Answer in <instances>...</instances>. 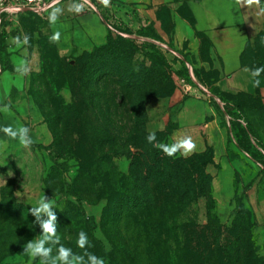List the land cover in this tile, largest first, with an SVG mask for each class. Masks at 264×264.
Masks as SVG:
<instances>
[{
    "label": "rangeland",
    "instance_id": "374dc122",
    "mask_svg": "<svg viewBox=\"0 0 264 264\" xmlns=\"http://www.w3.org/2000/svg\"><path fill=\"white\" fill-rule=\"evenodd\" d=\"M72 5L65 0L44 13L0 14V48H11L20 63L25 58L30 95L45 123L40 155H28L21 168L16 163L0 167V264H29L24 244L42 234L29 210L43 196L55 203L61 244L78 255L102 257L105 264H132L137 258L140 264H186L185 242L199 240L202 264H218L210 247L228 242L242 263L248 240L264 258V76L258 86L262 96H237L217 86L205 88L209 93L200 87L197 96H176L173 55L137 40L118 15L103 13L102 19L85 7L75 13ZM57 8L61 12L51 24L49 16ZM56 31L61 37L53 43L49 37ZM129 58L141 68L138 76L145 85L126 89L121 71H109L111 63L122 68ZM211 77L218 74L208 75L210 86ZM235 103L250 109L243 113ZM152 131L163 143L190 135L196 150L174 158L200 155L205 164L211 200L200 198L169 219L196 224V237L179 230L159 239L149 228L150 218L137 208L127 210L120 195L133 187L139 193L151 190L155 224L164 207L166 214L180 211L168 204L163 187L154 190L143 167L138 180L130 176V154L149 152L146 137ZM248 225L249 233L244 231ZM236 228L239 234L232 235ZM80 231L89 238L85 249L77 247ZM31 264H40L39 258Z\"/></svg>",
    "mask_w": 264,
    "mask_h": 264
},
{
    "label": "crops",
    "instance_id": "0c3cea01",
    "mask_svg": "<svg viewBox=\"0 0 264 264\" xmlns=\"http://www.w3.org/2000/svg\"><path fill=\"white\" fill-rule=\"evenodd\" d=\"M48 1L53 2L52 10L65 0ZM68 2L80 4L78 0ZM90 3L93 8L89 9L102 19L103 13L118 15L135 37L174 50L184 60L189 76L196 82L189 85L188 95L197 96L200 86L209 90L217 86L237 96H262L260 89L253 86L252 69L245 59L247 50L256 47L259 38L264 37V14L259 13L258 7H241L235 0H110L107 7L101 0H90ZM261 6H264V0H261ZM141 30L148 32L149 36H140ZM10 49H7L9 57L3 65L0 60V108L8 105L10 109L8 113L0 111V128L26 126L30 129L33 143L24 148L18 140H11L0 131V141L4 142L0 146V167L2 164L11 167L16 163L21 168L28 155L42 153L45 123L42 112L30 95L25 58L20 63ZM174 67H179V64ZM212 73L218 77H211L210 86L208 75ZM200 79H204L206 85H198ZM178 94L182 92L176 90L175 95ZM190 101H186V108ZM188 112L198 113L192 109Z\"/></svg>",
    "mask_w": 264,
    "mask_h": 264
},
{
    "label": "trees",
    "instance_id": "16d2710c",
    "mask_svg": "<svg viewBox=\"0 0 264 264\" xmlns=\"http://www.w3.org/2000/svg\"><path fill=\"white\" fill-rule=\"evenodd\" d=\"M140 36L147 37L149 33L141 30L139 32ZM146 45V43H143ZM141 45V46H143ZM134 46L130 45V49H133ZM115 55L118 58V51H115ZM113 56V55H112ZM8 52L4 47L0 48V60L3 65V61L7 60ZM264 37H260L258 42H256V47H251L247 50L245 59L247 60V65L253 70L257 67H264ZM93 59V57H92ZM119 59V58H118ZM174 64H179V67L173 69L172 72L175 71L180 77L184 78L189 85L194 84L193 80L189 76V69L186 66L184 60H181L177 57L173 59ZM246 62V61H245ZM114 66L113 70L109 71H121L119 72L120 80L126 84V89H132L137 85H145V80H141V76H138L139 69L135 67L132 63V58H129L128 64L124 65L120 68L119 64L116 62L111 63ZM137 66V65H136ZM99 67H101L99 65ZM102 68H100L101 70ZM126 73V76L124 77ZM264 76L263 73L260 75ZM263 78V77H262ZM201 84L206 85L204 79L199 80ZM171 84L173 85L172 81ZM174 90H177L176 83L174 81ZM244 96V95H240ZM247 97V96H246ZM251 103V102H250ZM241 104L235 103L234 108L236 110H241V112H246V110L250 108H237ZM246 105H243V107ZM261 113V111H260ZM157 142H160L157 140ZM163 143V142H162ZM131 168H130V176L135 180H138L142 175L140 173V168H144L147 170L149 178L154 183V190H159L163 187V192L168 198V204L172 207L178 208L176 210H180L179 212L175 211L172 213V210L169 209L168 214H166V208L164 207L162 212L158 215L159 222L157 224L154 223L155 218L152 217L154 214L153 210V200L150 198L151 190L144 191L134 190L133 191L125 189L123 194H120L121 197L124 198L126 202V206H129L127 210L132 211L133 209L141 210L142 214L146 217L150 218L149 228L151 232L156 234L159 239H163V235L165 238H171L173 233H178L180 230L183 234L193 233L195 234L193 237H196L198 233V228L196 224L184 222L183 225H176V222H171L170 217H174V215L180 213L185 210V208L192 203L196 202L200 198H208L210 199V178L205 174L204 167L205 164L201 163L200 155L193 156L190 159L182 160L175 159L174 157H168L161 153V151L155 148L152 144H149V152L145 155L144 153L135 152L130 154ZM145 162V163H144ZM137 186L139 184L138 181L134 182ZM120 198L119 196L117 197ZM127 198V200H126ZM168 206V205H167ZM246 214V213H245ZM168 215V216H167ZM239 216H243V211L239 212ZM248 233L251 232L249 230V225L244 228V231ZM231 234H239L238 228L236 230L231 231ZM92 238V236H91ZM251 238V237H250ZM236 242V245H238ZM211 250L214 252L217 261L220 264H264V258H259L256 255L255 249H253V243L251 240H248V244L245 248V257L243 258V262L241 263V257L235 256L232 252V248L228 243L222 245L217 244L216 246H211ZM186 256L188 264H202L203 262V251L201 242L194 244V242H185ZM238 253V252H237ZM136 262L132 264H140L139 258L134 259ZM218 263V264H219Z\"/></svg>",
    "mask_w": 264,
    "mask_h": 264
},
{
    "label": "clouds",
    "instance_id": "9594fccd",
    "mask_svg": "<svg viewBox=\"0 0 264 264\" xmlns=\"http://www.w3.org/2000/svg\"><path fill=\"white\" fill-rule=\"evenodd\" d=\"M102 4L107 7L110 4V0H101ZM235 3L241 7L252 8L258 7L259 13L264 14V6H261V0H235ZM71 11L80 13L82 6L80 4H73L70 7ZM61 9H55L49 16V22L55 24L58 20V16ZM61 33L56 31L49 37L50 41L55 43L60 40ZM16 43H20V38H15ZM29 37L27 35L23 38V43L27 44ZM27 71V69H25ZM248 71V69H245ZM264 73V67H257L251 70L252 83L254 87L260 85L258 77ZM0 111L8 113L10 111L8 105H4L0 108ZM5 136L11 140H18L19 144L28 148L33 143L31 136L29 135L30 129L26 126H19L14 128L11 125L0 128ZM147 142L152 144L155 148L162 151L168 157H174L177 153L181 156H188L196 150V143L190 135H183L176 139L172 143L157 142L156 132L152 131L146 137ZM4 142L0 141V146ZM8 175L11 176L12 172L9 171ZM4 183L6 181L4 180ZM31 215L35 218V223L39 225L42 230V234L38 239H32L27 241L23 247L22 255L28 258L29 264L31 261L39 258L40 264H105L102 257H98L95 254L85 252L84 255L75 254L71 248L65 247L61 244L60 237L57 234L58 217L55 211V203L51 199H47L43 196L37 206L30 208ZM77 247L85 249L90 245L89 238L86 232L80 231L78 233V239L76 241ZM58 246V247H57ZM55 248L56 255L53 256V250ZM87 257V260H85Z\"/></svg>",
    "mask_w": 264,
    "mask_h": 264
},
{
    "label": "built area",
    "instance_id": "2783aa9c",
    "mask_svg": "<svg viewBox=\"0 0 264 264\" xmlns=\"http://www.w3.org/2000/svg\"><path fill=\"white\" fill-rule=\"evenodd\" d=\"M80 5L85 8H93V5L90 3V0H78ZM53 6V2L48 0H0V14L4 12H16V13H44L48 12ZM139 41H142L140 38H136ZM164 53H168L177 57L181 60L180 56L171 48L166 45H160ZM173 77L177 86V90L181 91L184 94L189 93V84L187 81L180 77L176 72H173ZM201 87V86H200ZM205 93H209L205 88L201 87Z\"/></svg>",
    "mask_w": 264,
    "mask_h": 264
}]
</instances>
